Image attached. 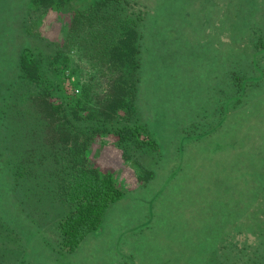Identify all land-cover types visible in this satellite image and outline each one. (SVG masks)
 <instances>
[{
	"label": "trees",
	"instance_id": "trees-1",
	"mask_svg": "<svg viewBox=\"0 0 264 264\" xmlns=\"http://www.w3.org/2000/svg\"><path fill=\"white\" fill-rule=\"evenodd\" d=\"M76 1L80 0H28L27 5L35 10L70 13L72 22L67 32L68 42L62 48L50 44L43 55L31 42L24 41L10 61L14 68L9 80L5 85L0 80V141L5 152V167H8L4 171L6 184L14 183V175L25 176L15 171L21 148L25 153L22 164L50 159V166L56 167L59 162L66 161L67 165L61 166L59 174L60 179L66 180L63 201L68 210L57 224L56 247L69 258H75L74 261H81L83 257L93 261L95 253H91L93 248L84 249L86 241L103 234L105 218L113 206L122 204L129 197L137 202V196L149 192L146 203L138 205L148 211L147 222L134 229L135 234L147 231L148 220L162 223L163 210L157 209L156 205H162L161 199L172 185L162 188L159 184L161 175L163 178L170 172L169 181H172L178 175L176 165L186 160L185 164L196 163L200 147H208L210 142L213 153L222 158L216 163L220 166L219 180H214L220 189L215 190L213 186V194L220 201V204H214L215 208L222 209L220 214L224 212V215L221 223L207 233L208 237L203 241L206 244L204 258L198 264H264V0H257L259 14L254 17L245 42L234 36L231 28V39L240 43V54L235 53L239 60L234 65L230 61L224 62L221 78H209L204 71L203 75L210 79L209 86L204 88L206 93L195 92L194 85H186L180 77L171 82L180 83L188 90L182 93L173 88L167 91L168 98L177 102L176 99L184 100L188 96L191 101L199 99L200 104L204 99L206 106L199 113L194 110L185 116L176 113L174 119H166L167 138L173 141L172 160L168 161L170 169L160 168L157 162L151 168L143 166L139 178L141 184L134 190L121 187L112 171L93 166L88 148L97 134L112 132L120 142L132 141L138 148L146 147L145 151L154 153L156 159L167 157L169 143L164 144L165 140L161 142L153 137L151 123L154 120L147 127L107 121L115 118L129 121L138 114L139 25L145 14L134 10L130 0H94L81 7H75ZM124 10L127 14H123ZM25 32L28 33L27 29ZM221 38L222 43L216 49L223 44L231 47L230 37ZM169 40L164 39V42ZM190 40L194 47L185 43L178 45L186 49L193 47L191 52L194 53V48L197 52L205 51L202 47L210 46L211 41L207 37L202 41ZM71 54L78 58L89 57V68L80 63L73 68ZM45 59L52 79L46 76ZM154 65L157 64L150 65L151 85L157 82ZM69 73L75 77L74 87L79 88L73 96L65 95L64 91V81ZM61 75L62 80L59 79ZM198 78L199 75L191 81L198 85ZM224 79L229 81L228 91L222 86ZM102 82L109 90L101 98L96 87ZM249 102L252 107L244 114ZM162 104L155 105L157 113ZM79 120L85 121L86 127H79ZM51 130L56 134L54 141L48 134ZM68 134L72 137L71 145ZM224 135L229 136V146L225 148ZM141 136H144L143 140ZM216 142L219 144L215 145ZM225 163H228L227 169ZM14 186L0 192L7 196ZM103 242L101 240L100 245ZM119 248L117 257L121 261L117 259L113 264L119 261L127 264V255Z\"/></svg>",
	"mask_w": 264,
	"mask_h": 264
},
{
	"label": "rangeland",
	"instance_id": "rangeland-1",
	"mask_svg": "<svg viewBox=\"0 0 264 264\" xmlns=\"http://www.w3.org/2000/svg\"><path fill=\"white\" fill-rule=\"evenodd\" d=\"M93 1H76L75 7H81L83 4L87 6ZM130 2L134 4V10L143 11L145 14L139 25L141 38L138 44L140 48L138 58L141 68L138 71V114L129 121L120 118L107 121H115L122 125L129 122L130 125L141 124L147 127L154 120L151 123L153 137L161 142L165 140L164 144L166 141L169 143L166 148L167 157L156 159L154 153L145 151L146 147L138 148L132 141L120 142L119 137L112 132L97 134L88 150L93 166L103 171H112L121 187L134 190L141 184L139 178L143 166L151 168L157 162L160 168L170 169L168 161L172 160L173 141L171 142L170 137L167 138L166 119H174L176 113L184 116L193 110L199 113L206 106L202 98L201 104L198 103L199 99L191 101V97L188 96L184 100L176 99L177 102L168 98L167 91H172L173 88L182 93L188 90L180 86V83L178 85L177 82H171L180 77L186 85H194L195 92L206 93L204 88L209 86L207 83L210 79L203 75L204 71H207L209 78L214 79L216 76L221 78L224 75L222 64L230 61L231 65H234L239 60L235 53L240 54V43L237 39L236 41L231 39V28L233 35L245 42L244 37L248 35V30H252V21L259 14L257 10L259 2L257 0H130ZM27 3L28 0H0V63L3 62L0 66V80L4 85L14 68V66L11 68L10 64L12 56L19 51L24 41L31 42L43 55L50 44L52 47L62 48L68 42L67 32L71 26L72 14H61L54 9L35 10ZM123 14H127V11L124 10ZM222 36L230 37L231 47L223 44L216 49L222 43ZM205 37L211 39L210 46L202 47L205 48L202 52H197L194 48L195 52L192 53L191 49L194 46L190 39L202 41ZM164 39H170L169 44L164 42ZM180 43L193 47L182 48L178 45ZM71 56L73 68L76 63L89 68V57L78 58L76 54ZM45 60L46 76L52 79L53 74L48 67L47 59ZM151 63L157 64L153 67L156 85H151ZM90 71L91 74L94 73L93 70ZM173 71L176 73L173 74ZM253 73L258 74L254 70ZM198 75L199 84L196 85L191 78ZM59 79H63L62 75ZM74 80L75 77L69 73L64 81L65 95L73 96L78 93L79 88L74 87ZM223 85L228 91L229 81L224 79ZM108 90L109 86L105 82L99 83L96 87V93L101 98ZM158 102L163 104L157 113L155 105ZM1 103L2 100L0 105ZM250 105H252L250 102L245 105L244 114L250 111L252 107ZM77 124L81 128L86 127L83 120H79ZM98 125L102 123L98 122ZM48 134L51 141H54L55 131L51 130ZM141 139L143 140L144 136H141ZM222 139L223 148L228 147L229 136L224 135ZM71 140L72 137L69 135L70 145ZM23 146L27 145L23 143ZM3 148L0 141V191L3 188L9 190L15 184L17 186H14L7 196L0 192V264H113L119 259L117 257L119 246L127 255V264H198L204 258L202 255L206 244L203 241L207 239V233L212 232L221 223L224 215V212L220 214L222 209L215 208L214 204H220V201L213 194L214 188L220 189L214 180H219L217 174L220 173V166L216 163L222 158L213 153L211 150L213 146L209 142L208 147H200L196 156L198 166L195 162L185 164L186 160L176 165L179 171L172 181H169L170 172L163 178L161 175L159 182L161 187L164 189L170 185L173 187L161 199L162 205H156L157 209L163 210L162 223L156 221L152 223L148 220L147 231L135 234L134 229L141 228L147 222L145 218L148 211L139 208L138 205L146 203L150 193L137 196V202L129 197L127 201L114 205L110 210L105 218L100 238L96 236L97 238L87 239L84 249L93 248L91 252L95 253L93 261L84 257L81 261H74L75 258H69L67 253L58 251L56 247L57 224L68 210L63 201V185L66 180L60 179L59 174L61 166H66L67 162H59L60 165L56 164V167L54 164L50 166V159L37 160V164L36 162L22 164L25 153L21 148L18 151L19 159L15 171L25 176L14 175V181L11 179L14 183L7 185L4 171L8 170V167H5ZM224 168H228V163H225ZM8 178L10 179L9 175ZM101 240L104 242L100 245ZM120 261H117L118 264Z\"/></svg>",
	"mask_w": 264,
	"mask_h": 264
}]
</instances>
